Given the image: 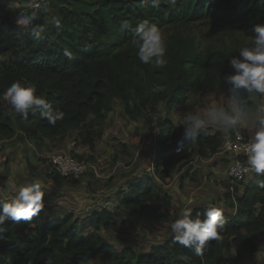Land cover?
Instances as JSON below:
<instances>
[{"label":"trees","instance_id":"16d2710c","mask_svg":"<svg viewBox=\"0 0 264 264\" xmlns=\"http://www.w3.org/2000/svg\"><path fill=\"white\" fill-rule=\"evenodd\" d=\"M31 2L0 0V92L14 80L28 82L65 116L53 127L39 113H30L25 120L5 116L0 109V139L29 138L41 149L46 140L61 143L77 131L76 143L93 149L103 133L97 123L118 99L125 115L157 126V150L153 168L116 191L120 198L113 208L101 204L83 215L69 211L53 216L42 210L30 222L7 221L8 232L0 239V264H45L48 258L52 264H85L98 254L112 264H236L245 252L258 251L264 241V176L252 173L242 180L241 193L240 185H228L225 194L232 210L223 209L224 238L210 241L203 259L172 243L171 236L148 252L114 249L101 230L113 226L117 217L124 220V211L159 215L169 198L163 185L174 173L194 156L209 157L221 149L226 135L215 129L205 130L195 142L184 141L181 150L182 133L168 113L187 104L191 96L218 89L222 75L233 71L229 57L251 43L252 25L264 24V0H179L174 8L158 9L150 0H48L62 24L60 29L50 27L39 42L14 23L19 12L32 11ZM122 19H128L133 29L120 32ZM145 20L156 24L164 36L168 62L162 69L142 64L130 46L135 26ZM65 48L73 52V60L63 55ZM157 85L164 91L152 92ZM242 93L253 106L250 95ZM72 154L87 159L86 153ZM53 169L49 178L59 181L62 177ZM109 201L110 197L105 199ZM207 207L192 206L193 215Z\"/></svg>","mask_w":264,"mask_h":264},{"label":"rangeland","instance_id":"374dc122","mask_svg":"<svg viewBox=\"0 0 264 264\" xmlns=\"http://www.w3.org/2000/svg\"><path fill=\"white\" fill-rule=\"evenodd\" d=\"M226 88L227 85L221 83L215 92L191 96L187 104L174 107L168 116L176 125L178 132H183L181 121L185 115L203 114L210 105H226L230 99L225 94ZM248 98L254 102L253 106L248 104L249 109L257 103H264V97L255 93L250 94ZM97 125L103 128V133L93 149L76 143L77 131H71L61 143L46 140L41 149L36 148L32 142L36 150L23 139L17 140V137H13L7 144H11V147L0 155V177L25 176L27 173L31 180L40 179L47 189L44 201L47 215L53 216L69 211L75 215H83L101 204L113 208L120 198L115 196L116 191L126 189L132 178L153 168L152 158L157 150L158 130L155 124L146 123L143 117L134 120L125 115L118 99L114 103V108L107 111L105 118ZM215 129L218 128L209 125L206 131L212 132ZM243 130L251 135V127L231 132L222 130V132L230 136L233 132ZM29 149L32 153L36 151L40 154L42 160L30 161L29 155H26ZM73 150L86 153L87 159L84 162L87 163V169L75 177H65L59 173L62 178L59 181H52L49 174H53L54 169L50 164V156L55 153H72ZM19 152L25 153L20 159L21 164L26 160L27 168L15 171L11 168V164L15 163L13 159L19 157L17 154ZM230 160V154L221 150L209 157L194 156L163 185L169 198L159 215L149 217L124 211L122 215L124 220L117 217L113 226L102 228L105 242L118 250L131 247L138 253L148 252L153 245L169 239L171 235L168 224L185 206L214 205L230 212L232 207L225 194L230 184L227 171ZM250 175L244 178L243 182L247 181ZM241 182L237 185L239 186ZM238 189L241 193L243 184ZM109 197L110 201L105 203V199ZM258 240L259 238H256L257 242ZM112 262L103 254H98L85 264H112ZM236 264H264V241L260 243L258 251L245 252L243 259Z\"/></svg>","mask_w":264,"mask_h":264},{"label":"clouds","instance_id":"9594fccd","mask_svg":"<svg viewBox=\"0 0 264 264\" xmlns=\"http://www.w3.org/2000/svg\"><path fill=\"white\" fill-rule=\"evenodd\" d=\"M143 2L147 3L148 0ZM150 3L157 9L161 5L174 8L179 0H150ZM30 7L32 11L19 12L14 18V23L28 30V35L33 41L44 40L50 27L60 29L62 18L50 11L48 0H32ZM42 16L45 18L44 21L36 23ZM132 29L133 25L128 19L120 21L118 29L120 32ZM252 32L254 36L251 43L239 47L236 50L238 55H231L228 59L233 71L221 77V83L227 85L225 94L230 98L229 102L222 106L210 105L203 114L185 115L181 121L183 132L180 147L183 150L184 141L195 142L209 125L225 132L251 127V135L247 143L242 146L246 155L243 171L264 176V103H257L249 109L245 94L242 93L243 90L249 95L255 93L264 97V24L252 25ZM130 46L136 50V56L142 64H150L154 68L161 69L167 65V46L156 24H150L146 20L138 23L133 30ZM63 55L68 60L75 58L68 48L63 50ZM163 91V85L152 88V92ZM0 109H3L2 114L5 116L15 114L25 120L30 113L33 115L39 113L40 118L53 127L65 116L64 111L54 108L46 96L38 95L33 85L20 80H14L0 92ZM237 139L240 137L237 136ZM3 183L12 192V198L0 199V239H4L8 232L7 221L14 224L30 222L32 217L39 215L45 207L47 191L38 178L22 184L10 183L8 180ZM228 185H237V183H232L230 180ZM225 223L222 207L209 206L203 213L197 212L193 215V209L185 206L171 220L168 228L172 243L191 249L195 256L203 259L210 241L223 240ZM45 264H52L51 258L46 259Z\"/></svg>","mask_w":264,"mask_h":264},{"label":"built area","instance_id":"2783aa9c","mask_svg":"<svg viewBox=\"0 0 264 264\" xmlns=\"http://www.w3.org/2000/svg\"><path fill=\"white\" fill-rule=\"evenodd\" d=\"M237 136H239L240 139H237ZM249 136L250 135H243L242 132H235L233 135L226 136L223 139L220 150L229 153L231 156L227 171L232 183H238L250 174L243 171L246 165V155L242 148V146L247 143ZM4 141L5 139H0V151ZM49 160L54 168L61 175L66 177H75L87 169V163L76 158L70 152L52 154Z\"/></svg>","mask_w":264,"mask_h":264},{"label":"crops","instance_id":"0c3cea01","mask_svg":"<svg viewBox=\"0 0 264 264\" xmlns=\"http://www.w3.org/2000/svg\"><path fill=\"white\" fill-rule=\"evenodd\" d=\"M13 138V137H12ZM12 138H9V139H5V141L3 142V149L0 151V155L3 151H6L7 149H9L11 146V144L7 145L8 144V141L11 140ZM17 140H22V139H17ZM26 143H28L29 145H33L32 144V140L29 139V138H24L23 139ZM34 146V145H33ZM32 149V148H31ZM29 149V152L28 154L26 155H29V160L31 161L32 159H37L39 161L42 160V157L40 156V154H38L36 151H34V153H32ZM34 149H35V146H34ZM36 150V149H35ZM38 150V149H37ZM19 155L18 158H14L13 160H15V163H17V165H15V163L11 164V168L14 169L15 171H18L20 169H26L27 168V163H26V160L23 161V164H21V157H22V154L24 155L25 153H17ZM16 154V155H17ZM1 160V159H0ZM4 160V159H3ZM1 173L4 174V172L1 171ZM17 173V172H16ZM26 175L25 176H12V177H0V197L2 199H5V200H10L12 198V192L7 189L5 186H4V181L5 180H8L10 183H18V184H22V183H25L27 181H30L31 179L28 178V175L27 173H25ZM46 196V195H45ZM45 208V207H44ZM43 208V211L45 212V209Z\"/></svg>","mask_w":264,"mask_h":264}]
</instances>
